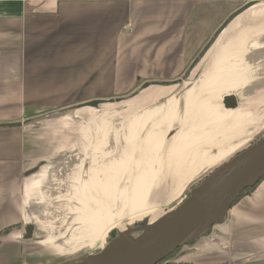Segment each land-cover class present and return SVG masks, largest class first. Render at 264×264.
<instances>
[{"label":"crops","instance_id":"crops-1","mask_svg":"<svg viewBox=\"0 0 264 264\" xmlns=\"http://www.w3.org/2000/svg\"><path fill=\"white\" fill-rule=\"evenodd\" d=\"M213 34L214 40L222 37L220 44H232L239 53L258 46L251 50L260 54L264 51V0H0V236L12 227L0 240V264H17L23 226L34 220L40 199L50 198L51 187H46L42 197L40 187L56 185L74 172L76 165L65 159L62 150L76 132L72 126L87 124L90 114L93 116V110L103 106L106 97L118 101L122 94L136 90L142 94L152 87L168 86L166 83L174 82L184 72ZM239 61L238 54L226 57L210 79L216 88H206L236 89V70L247 69L240 67ZM223 67L229 71L235 68L225 72L224 81L218 78ZM251 81L249 93L264 90V76ZM154 99L145 98L143 108ZM187 100L185 97L184 109L194 116L182 122L174 138L199 144L202 131L196 125L198 115L210 121L218 117L206 100ZM174 111L165 103L129 117L127 126H135L137 136L130 139L129 151L120 158L121 172L135 176L127 180L129 195L123 189L119 197L120 202L124 199L128 204L131 218L147 208V200H143L148 198L155 182L151 179H156L158 173L155 161L134 159L138 134L159 114L154 125L143 133H154L151 128L160 127L168 132ZM192 119L193 125L188 127ZM84 138L83 154L89 150ZM163 138L153 146L156 153L162 150ZM143 139L147 146V138ZM101 147V141L93 146L92 161H96ZM173 153L170 145L164 150L165 171L171 158L179 156L177 149ZM223 154V150L211 156L203 154L202 162ZM196 158L200 160L201 155ZM193 160L194 154L185 165L187 175L200 169L192 165ZM98 171H90L91 176L87 175L83 184L94 193L89 207L100 203L97 197H118L119 180L109 185L104 176L106 180L101 182ZM142 172L147 174L145 179ZM122 211L123 207L118 213ZM87 213L93 232L105 217L114 214L106 205L98 211L87 208ZM169 262L264 264V178L232 204L221 223L212 225L192 244L180 247Z\"/></svg>","mask_w":264,"mask_h":264},{"label":"rangeland","instance_id":"rangeland-1","mask_svg":"<svg viewBox=\"0 0 264 264\" xmlns=\"http://www.w3.org/2000/svg\"><path fill=\"white\" fill-rule=\"evenodd\" d=\"M128 29L129 31L132 30L131 27ZM214 36L213 34L204 48L194 56L184 72L174 82L166 83L169 84L168 86L159 84L161 86L152 87L151 90L144 91L142 94L137 90L131 94H122L118 101L106 97L103 106H99L98 110H93V116L90 114L87 124L72 126L76 132L73 130V137L70 138L69 142H66L68 145L62 148L63 153L66 154L65 159L70 160L76 166L81 164L86 175L91 176V172L95 173L98 168L97 177L101 182H105L104 176L108 177L106 182H109V185H112L116 178L119 180L116 188V196L118 197L115 200L110 197L103 199L106 207L116 214L114 222L110 226L106 222L100 223L98 225L101 231L100 235L94 236L92 224L79 223L78 216L87 213L83 212L80 205L75 202L76 197H80V195L75 192L71 178L63 177L56 185L52 184L53 186L50 184L42 185L40 187L41 197L44 195L46 187H51L50 198L48 197V201L42 197L40 204L36 205L34 220L24 224V231L28 225H32L33 230L30 238L23 239L24 235H22L19 239L20 251L18 248L17 264L72 263L103 248L104 242L108 240V237L104 239L103 232L106 234L108 231L110 236L116 232H122L128 226L127 221L131 218V215L127 214L128 204H125L124 199L120 202L119 197V191L123 189L126 190V196L130 193L127 180L131 177V174L126 176V173L121 172L122 162L120 160L129 151L126 140L129 117L141 110L144 111L147 108L164 105L168 97L180 95L190 85H194V88L198 89L199 83L203 79L213 78L216 71L225 63L226 57L230 55H240L239 66H247V69L236 70V74H238L234 78L239 80V86L235 90L212 96H201L202 99L208 102L209 107L218 119L210 121L207 117L198 115L196 125L198 130L201 129L202 131L200 132L199 144L193 141L183 143L184 138L180 142L178 136L174 138L175 131L182 122L186 118L194 116V114H190L184 109L183 104L178 107V113L175 117L177 123L174 122L168 132L163 127L151 128V132L154 133L138 136L134 159L155 161L161 167L156 179H151L155 182L150 188L148 198L143 200V202L147 200L146 203L152 205L148 216L149 222L178 206L189 195L191 188L196 186L215 168L238 152L264 138V90L260 89L258 92L254 90L253 93H249L248 90L250 89L248 84L253 82L251 80L256 82L264 76L262 74L264 73V51H261L260 54H254V50L251 49L258 48V46H251L246 47L244 52L239 53L232 48V44L226 45V42L220 44L222 37H216V40H214ZM229 95L236 97V108H224L222 100ZM151 96L155 99L146 103L143 108L142 102L145 98ZM157 96H159L158 99ZM227 110H234V112L227 116ZM193 119L196 120V117ZM193 119L188 127L193 125ZM191 130H193V127ZM196 130L193 131L195 134ZM84 136L87 137L89 152L94 151L93 146L95 143L102 142L100 152L96 155V161L90 160L89 154L84 156L82 153L83 147L86 145ZM144 137L147 138V146ZM162 138L164 141L163 147H165H162V150L156 153L153 146ZM186 138L189 139L188 136ZM169 145L171 154L175 155L173 150L177 149L179 156L171 158L172 160L165 171L164 150ZM219 150L224 151L225 155L223 154V157L210 159L205 163L202 162L203 154L211 156ZM192 154H194L192 165L200 169L196 173L188 174V176L185 172V165ZM197 155H201L200 160L196 158ZM131 164L133 170L134 163ZM94 165H97L96 169H92ZM171 171L174 172L171 173ZM88 172L90 173L88 174ZM140 175L143 179L147 176L143 172ZM169 176H172L171 179ZM139 198L141 199V197ZM43 202H46V205ZM91 206L93 207L92 204ZM122 207L123 211L117 214ZM11 229L12 227H9L8 231L11 232ZM8 231L6 229L2 233L0 240L4 238ZM50 237L54 239L50 240ZM167 258L158 264H168L170 258Z\"/></svg>","mask_w":264,"mask_h":264},{"label":"water","instance_id":"water-1","mask_svg":"<svg viewBox=\"0 0 264 264\" xmlns=\"http://www.w3.org/2000/svg\"><path fill=\"white\" fill-rule=\"evenodd\" d=\"M222 103L226 109L236 108V97L225 96ZM262 178L264 139L211 171L178 206L149 222L140 236L105 245L72 264H158L175 249L192 244L212 225L221 223L238 194ZM32 230V225L25 228V239L31 237Z\"/></svg>","mask_w":264,"mask_h":264},{"label":"bare ground","instance_id":"bare-ground-1","mask_svg":"<svg viewBox=\"0 0 264 264\" xmlns=\"http://www.w3.org/2000/svg\"><path fill=\"white\" fill-rule=\"evenodd\" d=\"M247 67V66H245ZM235 69V68H234ZM234 69L232 68L230 71H229V68L228 67H223L221 68V71L218 73V78H220V80L224 81L223 79L226 78L225 75H227L228 72L231 73V71L233 72ZM223 72V73H221ZM227 72V73H225ZM216 74L213 75V77L215 76ZM211 79V78H210ZM210 79H203L200 83H199V86H198V89L195 90L194 88V85H190L188 87H186L182 93L180 95H176V96H171V97H168V99L166 100V103H168V105L172 108H174V116H173V121H172V124L176 121L175 117H176V114L178 113V107L180 106V104H183V106H185V97H188V100L186 103L190 102L191 100H194V101H198V100H202L201 96H204V95H209V96H212L214 94H222L223 93H226L228 91H231V90H235V89H230V90H227V91H218V89H215L213 91H210L209 88H206L207 87H211L212 85V88H216V87H213V84L214 83H210ZM231 85H234V84H231ZM237 88V87H235ZM219 92V93H218ZM185 108V107H184ZM165 110V108L162 110L161 113H163ZM230 111L231 113L234 112V110H227L226 112ZM230 114V113H229ZM161 114L159 115H155L152 117L151 121L148 122L146 124V126H144L142 128V132L140 131V133L138 134L139 135H143L144 133L143 132H147V130H149L150 127H152L154 125V122L155 120L158 119V117H160ZM129 123V122H128ZM129 126V124H127ZM127 126V137H126V140H127V143L129 144L130 143V139H133L134 137H136L137 135H135L133 138L132 135L133 133H135L136 131V127L134 126L133 128H130ZM171 129V128H170ZM177 131V129H176ZM175 131V132H176ZM135 139V138H134ZM87 156V154H86ZM166 157L167 156H164L165 160H166ZM90 160H91V157H90ZM165 164V163H164ZM161 167H159L157 165L156 167V171L158 172L159 169ZM85 173V169L84 171L82 172V176L84 177V180L86 181L87 180V175ZM135 176V173H131V177L129 178V180H132V177ZM87 182V181H86ZM152 205L151 204H148L147 205V208L144 210V211H141V213L139 215H137L136 217L134 218H130L129 221L127 222V227L124 228V230L122 232H116L114 234H112L111 236L109 235V232L107 231L106 234L105 232H103V237L104 239H106L108 237V240L106 242H104V245H108V244H111V243H114V242H123V241H126L130 238H136L138 236H140L142 234V232L145 230V228L147 227L148 223H149V220H148V216L150 214V209H151ZM118 213V212H117ZM116 214H112V216L110 217H105L103 220V223H107L108 226H110L111 224H113L114 222V216ZM97 232H93L94 235L96 236H99L100 235V229L97 228L96 229ZM108 233V234H107Z\"/></svg>","mask_w":264,"mask_h":264},{"label":"flooded vegetation","instance_id":"flooded-vegetation-1","mask_svg":"<svg viewBox=\"0 0 264 264\" xmlns=\"http://www.w3.org/2000/svg\"><path fill=\"white\" fill-rule=\"evenodd\" d=\"M139 130H140V128H139ZM134 136H135V134L133 133L131 138H133ZM84 154H85V156H86V154L87 155L89 154L90 157H92L94 155V151L93 152H89L88 149H87ZM74 169H76V170L71 175H69V178H71L72 176H73V178H78L79 182L75 183L74 181L71 180V183H73V188H74L75 192H77L80 196L81 195L83 196V197H76L75 202L78 205H80L81 210L83 212H86V213H87V208L91 209V211H98L100 208L104 209V205H106V203L103 202V199L107 198V197H103V196L101 198L97 197L99 199L100 203H98L94 207H89V203H88L90 201L89 199H93L92 195H94V193L93 192H89V189H86V188L83 187V184H86L87 180L85 181L84 177L82 176V172L84 171V169L82 168V165L79 164L78 166H75ZM84 190H86V191H84ZM86 217L88 218V213L87 214H83L82 213L81 216L79 215L78 216L79 223L80 224L88 223V220L86 219ZM49 239L52 240L54 238L50 237Z\"/></svg>","mask_w":264,"mask_h":264},{"label":"trees","instance_id":"trees-1","mask_svg":"<svg viewBox=\"0 0 264 264\" xmlns=\"http://www.w3.org/2000/svg\"><path fill=\"white\" fill-rule=\"evenodd\" d=\"M264 139V138H263ZM204 180V179H203ZM203 180H201L198 184H200ZM197 184V185H198ZM258 184V183H257ZM256 184V185H257ZM256 185H254L253 187H248V188H246V189H244L243 191H241L239 194H238V196H237V198H236V200L234 201V202H236L240 197H242L244 194H248V193H250L255 187H256ZM233 202V203H234ZM232 203V204H233ZM208 231V229L205 231V232H207ZM204 232V233H205ZM177 250H178V248L177 249H175L169 256H167L168 258L167 259H169V258H171L176 252H177ZM85 257V256H84ZM84 257H82V258H80V259H78V260H75V261H73L72 263H75V262H78V261H80V260H82ZM72 263H68V264H72ZM168 264H187V263H176V262H168Z\"/></svg>","mask_w":264,"mask_h":264}]
</instances>
